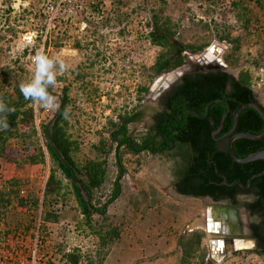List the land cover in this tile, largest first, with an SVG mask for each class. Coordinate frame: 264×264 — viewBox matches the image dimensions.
<instances>
[{"label":"rangeland","instance_id":"obj_1","mask_svg":"<svg viewBox=\"0 0 264 264\" xmlns=\"http://www.w3.org/2000/svg\"><path fill=\"white\" fill-rule=\"evenodd\" d=\"M231 2L114 1L104 13L66 19L61 29L45 42L39 37L27 40L42 15L44 0H0V100L4 91L12 92L16 85L31 78L32 58L38 50L50 56L62 54L70 69L57 76L51 93L60 107L67 88L68 132L78 143L73 156L80 168L98 154L108 161L106 181L95 190L94 202L104 203L110 198L123 169L122 193L108 206L106 219L94 214V229L84 222L72 183L59 167L55 174L62 181L63 194H49L45 200L53 162L42 129L58 109L48 110L34 103L33 125L38 129V146L27 149L34 137L24 143L10 139L6 153L0 156V193L4 194V199L0 196V255L5 261L16 264V255L11 252L15 249L25 257L37 250L40 264H68L66 254L73 251L81 257L79 264H180L181 237L194 230L205 231L202 227L193 229L191 224L198 218L207 219L215 203L209 197L176 192V150L133 151L124 145L117 153L116 142L110 140L111 122H120V116L127 112L141 111L129 132L131 137L141 140L153 124V115L161 108L159 99H154L157 88L172 80L181 68H192V61L198 60L206 48L202 56L205 61L227 64L237 77L243 69L249 70L258 99L264 104V0H244L239 7H233ZM166 18L175 24L179 40L207 46L195 52L186 51V62L181 67L155 75L151 66L163 49L154 43L151 32L155 19L163 22ZM247 18L251 19L249 25ZM221 34H229L237 41L221 40ZM223 41L225 45H220L225 51L222 57L217 56L210 45ZM232 59L237 60L236 65ZM145 87L150 91L146 92ZM31 126L27 124L22 130ZM104 144L113 146L106 155L99 150ZM39 149L45 151V163L24 160ZM10 157H16L20 164L10 161ZM12 178H18L21 184L12 187ZM152 189L163 194L161 213H157L160 207L146 211ZM243 197L252 199L249 195ZM244 208L240 207L243 238L253 239L247 225L250 221L260 222V218L249 216ZM45 210L55 211L60 216L58 222L43 221ZM204 248L207 264H264V254L255 252V244L216 258L206 233ZM200 254L201 250L197 251L192 260L197 262ZM10 256L14 258L6 259Z\"/></svg>","mask_w":264,"mask_h":264},{"label":"trees","instance_id":"obj_2","mask_svg":"<svg viewBox=\"0 0 264 264\" xmlns=\"http://www.w3.org/2000/svg\"><path fill=\"white\" fill-rule=\"evenodd\" d=\"M243 1L233 0L231 4L233 7H239ZM93 11H98V4L93 5ZM245 22L249 25L251 19L247 18ZM63 23V20L60 21V29ZM174 27L175 24L173 25V22L168 18L163 22L155 19L154 29L151 32L152 40L163 49L151 66L155 75L181 67L186 62V51L195 52L207 46L206 44H189L179 40ZM219 38L230 42L237 41V38H231L229 34H221ZM236 61V59L233 60V65H236ZM253 79L251 72L244 69L238 77L220 69L186 73L160 96L161 108L153 115V124L141 140L135 139L129 134L130 125L139 120L141 111L127 112L120 116V122H111L113 129L110 131V140L116 142L115 150L117 153L124 145L136 151L135 148H141L144 145L148 146V149L154 150L155 146L152 142H159L157 147L162 148L165 144H173L177 146L175 154L181 156L184 162L179 173H177L179 176L178 190L181 193L194 196H211L214 200L229 198L234 204H239L238 194L252 193L254 194L253 201L246 202L245 205L252 212L261 213L264 216V174L255 177L251 188L248 190L224 182L227 179L231 184L236 181L247 184L248 179L253 174L264 170V159L247 163L234 161L227 150L228 138L221 139L234 127L235 112L241 104L259 102L258 94L253 87ZM4 82L10 83L9 80H4ZM19 86L16 85L12 92L10 90L4 91L1 96L2 101L10 108H14L15 111L6 114L8 129L0 130V156L6 153L10 139H18L24 143L25 139L34 137L35 139L29 143L27 149L31 151L33 146H38V129L33 125L35 118L34 102L23 97ZM144 90L150 91L149 87H145ZM49 91L52 92L51 88ZM217 98L225 99L227 103L223 101L213 102L206 116L207 104ZM68 100L66 88L60 107L50 122L42 129V134L46 140L45 145L53 162L51 173L46 182L45 200L49 194H56L57 196L63 194L61 192L62 181L57 179L55 174L56 167H59L72 183V190L80 205L81 213L85 217L84 222L89 229H94V214L106 219L108 206L122 193L120 179L123 169L121 168L120 175L115 180V187L110 198L104 203L94 202L95 190L100 189L106 181L108 161L105 156L101 158V155L98 154L96 158L88 160L81 168L76 162L73 151L78 149V143L71 138V134L68 132L69 120H65L62 115L67 108ZM228 106H230L231 111L227 113ZM225 113L227 115L224 117ZM27 124L32 126L27 130H22V127ZM218 129L220 131L214 137V132ZM236 131L261 134L264 131V119L260 112L256 108L246 107L239 117ZM104 145L99 147V150L106 155L112 151L113 146L106 147V144ZM233 147L238 156L245 157L264 149V138L259 140L237 138ZM9 159L20 164L16 157ZM27 159L31 164L45 163V151L39 149L37 153H29L24 160ZM9 183L14 187L20 185L21 180L12 178ZM0 196L3 198L4 194L0 193ZM35 203V206H38V200ZM44 204L45 201H43ZM54 212L45 210L42 212V220L58 222L60 216ZM261 227H264V222L254 225L256 236L260 240L259 248L255 250L258 254H264V230H261ZM205 236V231L194 230L181 237L180 244L183 252L180 264H207L204 248ZM199 250H201V254L195 262L192 259ZM66 256L69 261L68 264H79L81 260L76 251L69 252Z\"/></svg>","mask_w":264,"mask_h":264},{"label":"water","instance_id":"obj_3","mask_svg":"<svg viewBox=\"0 0 264 264\" xmlns=\"http://www.w3.org/2000/svg\"><path fill=\"white\" fill-rule=\"evenodd\" d=\"M215 43L225 45L226 42L223 41V42H215ZM215 43H213V44H215ZM213 44L210 46L211 47L214 46ZM206 50H207V48L203 51L202 54L199 55L200 58L198 60L192 61V62H194L192 68H187V69L181 68L180 71L175 73V76L173 77L172 80H167V82L162 83L157 88V90L155 91L154 99L158 100L159 97L168 88H170V86H172V84L174 82L178 81L186 73L207 72L210 70H219L220 69V70H224V71H227V72L233 74L227 64L220 63V62H214V61H211V62L205 61L203 59L204 57H202V56ZM224 51H225V49H224ZM223 52H221V57L223 55ZM215 101H223V102L227 103V101L225 99H220V98H217V99L210 101L206 107V110H207L206 116L209 113V109H210L211 104ZM246 107L256 108L260 112V114L262 115V117L264 119V104L260 100H259V102L243 103V104H241L239 109L235 112L234 127L232 128V130L230 132H228L227 134H225L221 138V139L228 138L227 150H228L229 154L231 155V157L233 158V160L238 162V163H247V162H251L254 160L264 159V149H261L259 151L254 152V153H251L245 157L238 156L234 150L233 143L237 138H247V139H251V140H259V139L264 138V131L261 134H254V133L247 132V131H236L239 117H240L242 111ZM229 111H231L230 106H228L227 113ZM227 113H225L224 117L227 115ZM224 117H223V120H224ZM221 127H222V124H221ZM221 127H220V129H221ZM220 129H218V131L214 132V137L216 136V133L220 131ZM263 174H264V170H262L261 172L253 174L248 179L247 184H245L244 182H241V181H236V182L231 184V183H229V181L227 179H225L224 182L228 185H238L242 189L248 190L251 188L254 178L262 176ZM244 212H246L248 214V210L246 208H244ZM237 224L239 227L243 226L240 208L229 207V206H225V205L221 206L218 204H214L211 207L210 217H207V226L204 227V229L207 233L209 242L211 244V252L212 253L216 252V254H218L220 257H224L227 254L233 253L234 251L237 250L235 247V240L238 238H243V236L245 235V231H243V229L242 230H234V225H237ZM210 234L213 235L214 237L209 238ZM226 235H227V237H224ZM253 240H254V244L256 246L258 240L256 238H253ZM215 244H218V246Z\"/></svg>","mask_w":264,"mask_h":264},{"label":"clouds","instance_id":"obj_4","mask_svg":"<svg viewBox=\"0 0 264 264\" xmlns=\"http://www.w3.org/2000/svg\"><path fill=\"white\" fill-rule=\"evenodd\" d=\"M34 71L31 78L22 82L19 86L20 92L26 100H30L44 109L55 110L59 108L57 98L49 91L57 83V76L62 75L70 69V65L62 58V54L48 55L43 50H38L32 58ZM2 100H0V130L9 127L7 113L14 112ZM63 118H70V110L66 108L62 113Z\"/></svg>","mask_w":264,"mask_h":264},{"label":"built area","instance_id":"obj_5","mask_svg":"<svg viewBox=\"0 0 264 264\" xmlns=\"http://www.w3.org/2000/svg\"><path fill=\"white\" fill-rule=\"evenodd\" d=\"M114 1L124 0H44L42 15L37 18L36 29L29 34L27 40L31 41L39 37L46 42L60 29V21H65L68 18H74L79 15L90 18L94 13V4H98L97 13H104L105 10H109ZM21 192L23 193L25 190L22 189ZM12 250L11 252H14L16 255V264H40L41 257L38 256L37 250L28 257L22 256L15 249ZM13 258V256L6 257L8 260H12ZM0 264H11V262L5 261V258L0 255Z\"/></svg>","mask_w":264,"mask_h":264},{"label":"flooded vegetation","instance_id":"obj_6","mask_svg":"<svg viewBox=\"0 0 264 264\" xmlns=\"http://www.w3.org/2000/svg\"><path fill=\"white\" fill-rule=\"evenodd\" d=\"M177 82V81H176ZM175 83V82H174ZM173 83V84H174ZM172 84V85H173ZM160 110V109H159ZM152 121H153V117H152ZM159 138V137H158ZM221 140V139H220ZM219 140V141H220ZM153 143V146H155V149H148V146L144 145L143 147L139 148H135L136 151H142V150H151L152 152H163V151H172V150H176L177 146L173 145V144H165L164 147H157L159 145V142H152ZM157 147V148H156ZM170 147H172L171 149H169ZM178 159H177V169H176V173L174 174L175 176V181H174V188L176 190V192L180 195H183V196H194V195H191V194H183L181 193L179 190H178V183H179V176L177 175V173H179L180 171V168H182V164L184 163L183 162V159L181 156L177 155ZM252 196V199L250 200H245V198L243 196ZM194 197H209V198H212L211 196H194ZM213 199V198H212ZM237 199L239 201V204H234V202L229 199V198H226V199H221V200H214V203L215 204H218V205H225V206H229V207H237V208H240L241 206L242 207H245L247 210H248V214L249 216H252V215H258L259 218H260V222H249L248 223V229L250 231V234H251V237L252 238H256L258 241H257V245H256V249L259 248V244H260V240L259 238L256 236V231H255V228H254V225L255 224H258V223H263L264 222V216L261 214V213H254L252 212L248 207L247 205H245L246 202H251L253 201L254 199V194L252 193H246V194H238L237 195ZM243 221V220H242ZM245 231L244 229V222H243V226L242 227H239L238 224L237 225H234V230H242ZM261 230H264V227H261ZM252 232V233H251ZM224 237H227L224 236ZM217 257V256H216Z\"/></svg>","mask_w":264,"mask_h":264},{"label":"bare ground","instance_id":"obj_7","mask_svg":"<svg viewBox=\"0 0 264 264\" xmlns=\"http://www.w3.org/2000/svg\"><path fill=\"white\" fill-rule=\"evenodd\" d=\"M224 46L220 45V44H216L212 47V51L215 52V54L217 56H219L221 54V52L224 50ZM215 56V55H214ZM208 58V57H207ZM206 58V59H207ZM210 211V210H209ZM207 226V219L206 218H198L196 219L194 222H192L191 224V228H199V227H206ZM211 235V234H210ZM214 237L213 235L212 236H209V238H212ZM218 246V244H215ZM254 246V240L253 239H245V238H238L235 240V247L236 249H241V248H252ZM216 254V252L214 253ZM216 258H219L220 256L218 254H216Z\"/></svg>","mask_w":264,"mask_h":264},{"label":"crops","instance_id":"obj_8","mask_svg":"<svg viewBox=\"0 0 264 264\" xmlns=\"http://www.w3.org/2000/svg\"><path fill=\"white\" fill-rule=\"evenodd\" d=\"M150 201H151V204L149 205L150 207H148V209L146 211H150V210L156 211L154 208L160 207V210H158L157 213L158 212L161 213V210L163 209V206H162L163 205V194H162V192L157 193L154 189H152L150 196H149V202Z\"/></svg>","mask_w":264,"mask_h":264}]
</instances>
